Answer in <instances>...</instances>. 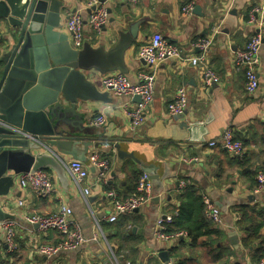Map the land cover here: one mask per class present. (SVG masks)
Here are the masks:
<instances>
[{
    "label": "crops",
    "instance_id": "crops-1",
    "mask_svg": "<svg viewBox=\"0 0 264 264\" xmlns=\"http://www.w3.org/2000/svg\"><path fill=\"white\" fill-rule=\"evenodd\" d=\"M61 1L65 16L77 12L88 19L90 0ZM104 4L112 11L109 24L101 35L86 32L85 43L109 51L121 35L130 34L137 25V38L124 55L128 70L124 74L133 83L138 82L141 72L149 70L138 53L153 35H162L185 55L193 56L198 54L195 47L198 41L212 35L215 27L220 26L221 33L216 36L207 64L194 66L170 60L160 65L153 105L147 111L145 124L137 131H131L124 111L137 104V99L119 97L103 88L100 81L106 74L96 70L85 73L86 80L97 86L103 98L77 100L73 105L67 102L58 108L61 111L58 129L69 138L67 146L87 157L83 162L86 166L92 152L110 161L108 184L97 183L98 173L93 169L82 190L67 171L69 185L65 187L49 170L55 191L45 198L37 197L30 189H21L16 183L9 196L0 199V206L19 223L18 249L9 251L0 247V264H115L113 254L124 262L118 256L122 251H126L131 264H259L258 250L264 249V190L258 189L257 182V174H264V47L258 66L260 88L254 95L246 92L244 74L234 70L233 59L238 50L247 46L259 24L264 25V0H138L136 5L107 0ZM188 5L194 9L199 6L201 10L194 13L193 9L185 15L183 9ZM252 14L257 20L255 24L249 22ZM5 38L0 21V57ZM207 69L219 79L210 86L204 83ZM182 87L188 91L189 103L186 115L179 118L169 114L168 105ZM99 115L107 120L104 127L92 125ZM56 123L58 119L53 125ZM227 129L234 131L244 147L241 158L233 157L220 144L210 146ZM38 139L45 141L42 137ZM88 142H93V146L87 147ZM115 145L133 154L138 162L129 156L121 158ZM52 149L63 162L73 160ZM143 174L152 183L150 201L133 214L121 215L115 223L107 221L113 201L106 192L113 190L116 199H127L137 193L136 175ZM88 186L91 194L86 201L83 189ZM189 190L220 209L222 226L208 227L207 206L204 210L201 206V212H197L195 196L188 194ZM62 204L71 207L84 236L96 237V241L47 258L38 253L36 246L59 245V234L44 233L37 225L28 224L26 218L53 215ZM174 213L196 217L202 226L194 234L201 236L184 231V236L163 243L157 241V220ZM255 225L262 226L250 238ZM231 232L236 233V243L229 236ZM248 238L251 241L246 245ZM162 253L166 256L161 257Z\"/></svg>",
    "mask_w": 264,
    "mask_h": 264
},
{
    "label": "water",
    "instance_id": "water-1",
    "mask_svg": "<svg viewBox=\"0 0 264 264\" xmlns=\"http://www.w3.org/2000/svg\"><path fill=\"white\" fill-rule=\"evenodd\" d=\"M64 7L61 0H0L6 36L0 57V120L45 140L32 141L0 126V199L9 196L17 177L25 173L50 170L67 187L65 161L52 148L73 160L85 162L87 157L67 146L69 138L58 129L61 111L57 109L67 102L73 105L77 100L103 98L85 73L128 72L124 55L137 38V25L109 51L88 43L77 50L65 30L69 16L64 15ZM107 10L110 15L112 11ZM200 10L197 6L194 13ZM55 119L58 123L53 125ZM90 146L93 142H88ZM115 147L121 158L137 161L120 145ZM0 219L13 217L0 206ZM229 236L236 243V233Z\"/></svg>",
    "mask_w": 264,
    "mask_h": 264
},
{
    "label": "built area",
    "instance_id": "built-area-1",
    "mask_svg": "<svg viewBox=\"0 0 264 264\" xmlns=\"http://www.w3.org/2000/svg\"><path fill=\"white\" fill-rule=\"evenodd\" d=\"M130 5H136L138 0H120ZM88 8L90 14L85 20L80 13L69 14L67 21V32L70 34L71 45L74 49L81 50L85 44V33L92 32L101 35L104 28L109 24L110 15L107 7L100 0H90ZM193 5H188L183 9L185 15L192 13ZM251 24L257 23L256 17L252 14ZM221 33V27H215L213 34L204 37L195 45L198 50L197 55H185L178 47L170 44L162 35L155 34L151 40L141 47L138 57L149 68L148 71L141 72L138 75V82L133 83L129 77L121 72L109 73L101 78V85L105 89L111 90L114 95L119 97L134 98L139 96L141 101L125 109V113L130 120L131 131L140 129L146 121L147 111L154 102V92L156 85L157 70L163 63L170 60H179L183 63H190L194 66L207 64L211 48L213 47L216 36ZM264 47V25L259 24L257 32L250 38L247 46L238 50L233 59L234 70L237 73H243L246 81V92L254 95L260 88V76L258 66L260 64V54ZM218 76L207 69L204 75L206 86L218 82ZM188 91L182 87L178 89L174 101L168 105V112L171 116H181L188 108ZM107 120L104 115L97 116L92 125L95 127H104ZM0 126L9 129L13 134L38 141V137L23 131L22 129L11 126L0 120ZM220 144L233 157L241 158L244 154V147L235 137L232 129H227L219 141L210 143L211 147ZM65 167L71 176L75 185L82 190L90 177V169L97 171V183L106 186L108 184L111 164L108 159L102 158L98 153L92 152L88 156V165L78 160L65 162ZM258 189L264 190V174L257 175ZM16 183L21 189H30L39 198L51 196L55 191L54 177L50 172L38 171L35 173H25L17 177ZM83 194L88 201L91 194L90 187L83 189ZM107 197L113 201V211L107 218L110 223H115L121 215L133 214L136 210L143 208L151 199L152 183L148 175L140 176L137 185V193L128 199L118 200L115 191L106 192ZM208 218L215 226L223 225V218L220 209L209 200L205 199ZM21 206L22 202L19 203ZM179 213L165 215L156 222L155 237L157 241L166 242L174 237L184 236V233L169 234L168 229L174 223V219ZM73 210L66 204H62L57 213L49 216L34 215L27 217L28 224L37 225L39 230L48 232H57L60 237V243L57 246L38 245V253L47 258L55 257L62 252L76 251L90 241H96V237L86 238L80 224L73 217ZM97 228L100 229V223L96 221ZM19 223L14 219H0V247H7L9 251L18 249L16 243L17 229ZM113 263L131 264L130 261H119L116 254H113ZM264 264V260L260 263Z\"/></svg>",
    "mask_w": 264,
    "mask_h": 264
},
{
    "label": "trees",
    "instance_id": "trees-1",
    "mask_svg": "<svg viewBox=\"0 0 264 264\" xmlns=\"http://www.w3.org/2000/svg\"><path fill=\"white\" fill-rule=\"evenodd\" d=\"M47 172H50V171H47ZM140 176L141 175H136V177H135L136 186L138 185V181L140 179ZM189 191H191V190H189ZM194 193L195 192H192V191L191 192H188V194H190L191 196H195L194 197V201L197 204V212H199V210L201 212V209H200L201 206H202V210H204L206 208L205 198H203V196H200V195L199 196H196ZM182 211H183V209H182ZM178 216H180L179 219H178ZM178 216L174 219V223L173 224L175 226H171V227H174V228L170 229L171 228L170 227L168 229V233L169 234L184 233V231H187L189 234L195 235L194 233L197 232L200 229V227L202 226L200 223H197V218L196 217L188 218V216H184L183 213L179 214ZM176 219H178V222L176 221ZM183 220H185L186 223H183ZM208 220H209V222L207 221V223L209 224L208 227H210L212 225L215 226L209 218H208ZM261 226L262 225H255L254 230L252 232L253 234H252V236L250 238H252L254 235H257V233L261 229ZM195 236H201V233H197ZM250 241H251V239L248 238L246 240V245H249V242ZM258 251H259V253L260 252L261 253H260L259 258L256 259V262H258L260 264L264 260V249L263 248H260ZM124 253L126 254V251H122V253L119 252L118 253V256L121 257V258H123L124 262L129 261V259H128L129 257L126 256Z\"/></svg>",
    "mask_w": 264,
    "mask_h": 264
}]
</instances>
